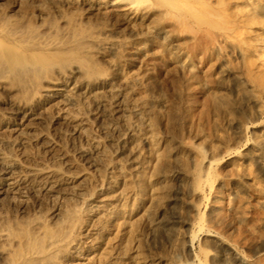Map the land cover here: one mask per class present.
<instances>
[{"label":"bare ground","instance_id":"bare-ground-1","mask_svg":"<svg viewBox=\"0 0 264 264\" xmlns=\"http://www.w3.org/2000/svg\"><path fill=\"white\" fill-rule=\"evenodd\" d=\"M251 241L264 0H0V264H262Z\"/></svg>","mask_w":264,"mask_h":264},{"label":"rangeland","instance_id":"rangeland-1","mask_svg":"<svg viewBox=\"0 0 264 264\" xmlns=\"http://www.w3.org/2000/svg\"><path fill=\"white\" fill-rule=\"evenodd\" d=\"M199 37V35H198ZM192 59L194 61V63L196 64V66L198 67V69H204L205 65L203 64V60H204V55L201 54L198 57L196 56V54H192ZM156 69H160V68H156ZM250 202L248 204H246V209L244 212V216L246 218V220L251 219V217L256 216L257 215V210L259 208L257 201L253 198V197H249L248 199ZM257 219L259 221L262 220V216H258ZM227 223H231L234 222V220L232 218L227 219L226 220ZM249 247H255V248H262L264 247V245L262 246V244H258L257 242L255 243L254 241L249 242ZM262 264H264V256L262 257Z\"/></svg>","mask_w":264,"mask_h":264}]
</instances>
